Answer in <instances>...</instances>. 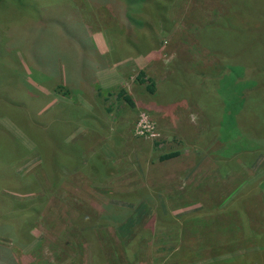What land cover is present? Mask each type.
Wrapping results in <instances>:
<instances>
[{"label": "rangeland", "instance_id": "rangeland-1", "mask_svg": "<svg viewBox=\"0 0 264 264\" xmlns=\"http://www.w3.org/2000/svg\"><path fill=\"white\" fill-rule=\"evenodd\" d=\"M119 3L115 18L86 0L0 1L8 169L35 179L41 207L29 241L0 250V264H264V149L250 154L259 138L248 132H264V0ZM122 12L145 24L133 45L118 30ZM77 14L84 27L70 21ZM90 35L104 67L92 80L74 73L65 96L54 86L71 81L68 60L88 52ZM237 67L260 85L232 119L239 100L225 84ZM120 89L132 105L115 98ZM24 97L34 104L23 108ZM60 103L78 108L76 119L45 114L55 133L41 141L32 119ZM56 137L76 155L57 152ZM243 143L248 150L232 152ZM8 185L2 192L25 198Z\"/></svg>", "mask_w": 264, "mask_h": 264}, {"label": "trees", "instance_id": "trees-1", "mask_svg": "<svg viewBox=\"0 0 264 264\" xmlns=\"http://www.w3.org/2000/svg\"><path fill=\"white\" fill-rule=\"evenodd\" d=\"M0 1L2 2L3 0H0ZM86 1L89 3H94L95 5L103 4L104 6H106L108 8L109 11L111 10V12H113V14L114 13L116 14V11H115L116 6L120 7V3H119L120 0H86ZM123 1H125V3L128 4V3L136 2V1H138L139 3L153 2L154 0H123ZM154 5L155 6H153V7L155 10H157V11L160 10V7L157 5L156 2L154 3ZM140 9H141L140 11L142 14L146 11L147 8H143V9L140 8ZM148 10L151 11L150 8ZM122 13H123L122 15L124 16V19L122 21L118 22V24L120 26L118 28V30H122L127 38L129 36L130 41L132 38V41L128 42V45H133V44H131L132 42L136 43V41L138 39H140V40L143 39L142 38L143 35L138 34V32H140L143 28H145V24L143 21L135 20V18L133 16H130L131 18L128 17L127 12H122ZM115 14H114V16H115ZM115 18H117V17L115 16ZM70 21L72 23H76L78 25V27H81V26L84 27L85 26L84 22L81 21L78 14L74 18H70ZM132 25L134 27L136 26L138 28V30H136V28H135V32L132 34H129ZM115 31H117V29H115L114 32ZM117 33H118V31H117ZM90 34H91V32H90ZM115 34H116V32H115ZM221 37H223V36L222 35L219 36V38H221ZM18 38H19V34L15 37L16 44L14 46H17V47L20 46L21 47V44H20ZM250 41H252V40H250ZM232 47H233V49H237V48H241V45L239 43L235 42ZM87 49H88V52H86V53L73 52V55H71V59L69 58V60H68V73L66 72L65 75H67V78H70L71 81H69V79H68L66 81H63V83L59 82L54 86V88H58L61 92L64 91L63 95H65V96L67 94H69V92H72L71 88L76 87L75 86L76 79L74 78V73H79V79H82L85 75H87L92 80L93 79L92 75L95 72V70L101 69L104 67V59L101 56V54L98 53L96 48L94 47V44H93L92 39H91V35L89 36V46ZM25 53H27V52H25ZM27 54H29V53H27ZM30 55H34V54H30ZM34 57H35V55H34ZM58 60L59 59L57 56L54 63L58 64ZM27 61H28V59H27ZM58 66H59V64H58ZM56 68H58V67H56ZM229 70H230V76L232 78V83L227 82L225 85H228L229 90H228V88H227V90L230 92V94L235 95L236 98L239 100L237 102V106L232 107V109L230 111V114H232L230 117L233 119L234 116H237L240 113L241 108L243 107V105H245L246 102L248 103V107L250 108L251 102L258 100L257 96L259 94H258V91H256L255 86H259L260 82L253 81L254 79H258V76H254L252 74L241 75L239 67L232 68ZM237 70H238V72H236ZM221 72H223V70H219L216 73L220 75ZM214 73H212V74H214ZM256 73L258 74V71ZM181 74H182V76L184 75L183 73H181ZM71 75H72V77H70ZM261 77H262V79L260 81L264 83V76H261ZM59 78H60V75H59ZM183 78H184V76H183ZM185 78H184V80L186 82L190 81L192 86L194 85V82H193L195 80L194 75H187V76L185 75ZM136 81L137 82H146V80H140V77L136 78ZM180 81L181 80L179 79L174 84H178V88L181 90V86L184 84H181ZM186 84L188 87L189 84L188 83H186ZM252 87H254V92L252 90H250V89H252ZM261 88H262V86H261ZM147 89L150 92L152 89V85L151 84H149V86L147 85ZM223 91L225 92V89ZM194 92L196 93V90H194ZM230 94H226V96H229ZM115 98L119 99V100L121 99L125 103L126 106L132 105L130 97L125 93V91L123 89H120L118 91V93L115 95ZM23 100L26 104L25 105L24 103H22L23 108H25V106L28 107L29 105L34 104V102H28V98H26V97H24ZM223 105H224L223 109H225V106L229 105V104L223 102ZM56 111H59V114H56ZM78 111H79L78 108L70 107L67 104H61L60 103L57 105L50 106L49 108H47L46 110H44L42 112H38L37 113L38 116L34 117L32 119V122L33 123L37 122V124L39 125V128H40V130H39V128H34L33 132L35 133V136L38 137L42 141L43 138H48V139L51 138L55 133L52 130V126L54 124H51V122H45L44 121L45 120L44 119L45 114H49V115L55 114L56 116L60 117V118H58V120H61L62 117L69 118L70 120H74V119H76L75 114H78ZM224 113H225V111H224ZM234 113H238V114H234ZM40 114H44V115L42 116ZM225 114H227V113H225ZM260 116H261V114L260 115L258 114L256 117H260ZM260 123H257V124H260ZM43 132H44V134H43ZM248 132L250 135H253V136H256V138H259L257 144L255 146H252V150L249 151L250 154L256 155L257 152H261V150L264 149L263 148L264 139H261L262 137H264V134H263L264 132L260 133L258 135L253 134L249 130V128H248ZM41 134H43V136L40 138ZM28 137H30V136H28ZM10 139L11 138L0 127V185H1L0 186V216L2 217L0 219V238L3 239L4 241H6L8 244V247L0 246V250L5 249L3 251H6V252H9V250L12 247H14V248L17 247L18 249H20V248H23L25 246L26 242L29 241V229H30V227H32L35 219L37 218L38 213H39V209H41V207H39V197L32 196L37 191L35 189V187L37 185L35 179L28 174L24 175V174L16 173L13 170L8 169V163L14 159V156L9 154V152H8V151L12 150V149L8 150L10 148V144H9V142L11 141ZM7 140H9V141H7ZM33 141H35L34 143L37 145L38 149L41 151L40 146H39L40 143L37 142L34 138H33ZM53 143H54L55 147H58L57 152L69 151V153L71 155H74V156L76 155L75 149L77 148V145H74L72 147L62 145L59 142L57 137L53 139L52 144ZM14 147L15 148L17 147L16 148L17 149V155H22L25 152V150L20 145H16ZM246 150H248V145H247V143H243L242 145L236 147L235 149H232V152L238 154V153L246 151ZM173 155L174 154H172L170 156H173ZM43 156H44V154H43ZM53 157H54V155H53ZM168 157H169L168 155L161 156L160 159L164 160ZM44 160H45V158H44ZM52 160L54 162H56V157H54ZM45 165H47V164L45 163ZM13 166L16 167L18 165L15 164ZM8 183H10V184L8 185ZM4 185H8L7 187L12 189L13 192H15V190L17 188L23 187L22 192H16V193H22L23 197H25V198H22V197L17 198V197L12 196L8 193L5 194L4 192H2V189L4 191H7L6 189H4ZM20 239L23 240L24 244H21L19 242ZM0 255H1V253H0ZM2 257L5 258V254H2ZM10 257L12 259H14L12 254H10ZM22 257H25V256H22Z\"/></svg>", "mask_w": 264, "mask_h": 264}]
</instances>
